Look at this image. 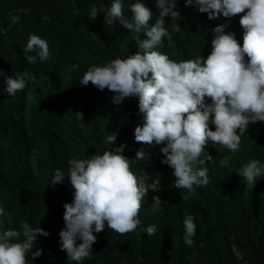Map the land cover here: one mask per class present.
<instances>
[{
	"label": "trees",
	"instance_id": "1",
	"mask_svg": "<svg viewBox=\"0 0 264 264\" xmlns=\"http://www.w3.org/2000/svg\"><path fill=\"white\" fill-rule=\"evenodd\" d=\"M126 0L125 15L129 18ZM158 16L155 0H143ZM112 0H0V202L8 215L5 227L19 228L28 220L50 233L38 236L37 246L43 254L34 264H76L68 261L59 244V232L65 226L63 204L72 201V186L50 185L54 169L68 167L72 158H85L108 145L106 135L118 132L117 145L127 144L125 155L134 158L144 148L150 159L140 161L134 170L152 175L159 171L162 191L149 190L140 210L144 226L156 224L157 234L145 232L113 233L105 227L97 236L92 256L83 264H264V177L254 189L246 188L237 173L253 158L264 161V122L249 127L242 138L241 149L235 155L226 147L206 146L213 158L230 156V166L221 167L208 162L211 182L198 187L194 195L182 200L176 188L173 170L161 163L159 148L137 142L134 129L143 124L138 110V98L130 97L119 106L112 102L113 93L100 91L91 82L85 86L79 80L92 64H103L121 56L127 58L139 49L131 31L115 21L106 23L105 12L92 19L87 16L91 6L110 7ZM182 20L181 30L173 31L171 40L165 38L160 51L174 60L204 57L211 51L212 29L228 24L226 32H235L241 45L244 29L237 14L229 20H209L207 13H198L178 0ZM25 11L21 12L20 10ZM12 15H20L13 24ZM171 18L166 17V23ZM11 25V27H9ZM227 26V25H226ZM45 38L51 57L46 62L29 64L23 53L29 34ZM140 38H145L143 34ZM79 64L78 70L73 69ZM27 71L29 83L16 96L2 91L4 74ZM209 102H210V98ZM82 114V115H80ZM213 130L215 126L211 125ZM203 166V165H201ZM149 183L151 180L148 181ZM159 195L167 202L162 212L151 207L152 197ZM163 206V205H162ZM185 214L196 217L195 243L183 240ZM82 241H78L80 243Z\"/></svg>",
	"mask_w": 264,
	"mask_h": 264
},
{
	"label": "clouds",
	"instance_id": "2",
	"mask_svg": "<svg viewBox=\"0 0 264 264\" xmlns=\"http://www.w3.org/2000/svg\"><path fill=\"white\" fill-rule=\"evenodd\" d=\"M155 4L158 16L151 24L154 13L143 0L127 4L130 18L124 14L126 0H112L110 7L91 6L89 18L94 19L103 11L107 24L119 21L131 31L139 51L127 58L116 56L103 64L90 65L79 82L85 86L91 82L100 91L109 90L117 106L126 98H138L143 124L134 129L135 141L152 147L163 145L159 148L163 154L161 163L173 170L174 184L186 190L181 191V196L187 200L198 187L211 182V167L206 165H215L219 157L214 159L206 146L211 142L213 147H226L235 155L249 127L264 122V0H185V7L207 13L209 20H219L221 16L231 20L243 13V43L235 32H226L228 24L220 23L212 29L207 57L199 54L179 61L160 51L165 38L171 40L169 29L181 30L177 23L183 19L178 0H155ZM166 17L171 18L170 23H166ZM20 19V15L11 16L13 24ZM3 31L6 29L0 28ZM141 34L145 38L141 39ZM23 53L32 65L46 62L52 55L48 41L36 33L29 34ZM72 67L78 70L80 65ZM29 75L27 71L13 76L4 74L2 91L9 97L16 96L18 90L27 87ZM117 140L118 132H110L104 139L108 147L102 154L96 151L90 157L72 158L67 170L55 168L50 180V185L55 186L67 179L73 189L72 201L63 204L65 226L58 242L68 261L76 264H83L92 256L97 242L94 233H100L106 225L121 235L139 231L154 236L158 231L156 224L144 226L139 213L150 189L162 191V174L135 171L138 162L150 157L141 147L134 158H129L124 154L127 144L117 145ZM230 161L231 157L225 156L219 164L229 167ZM237 173L246 188L254 189L264 177V161L253 158ZM152 200V209L162 212L167 202L159 195ZM7 215L5 203L0 202V264H34L35 258L43 254L37 246L38 236L47 237L50 233L40 222L34 227L28 220L21 221L19 228L5 227ZM196 231V217L185 214L186 245L195 243Z\"/></svg>",
	"mask_w": 264,
	"mask_h": 264
}]
</instances>
